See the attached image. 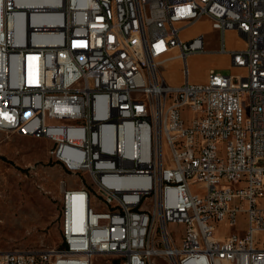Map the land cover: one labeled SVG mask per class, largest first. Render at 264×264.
<instances>
[{
  "label": "built area",
  "instance_id": "obj_1",
  "mask_svg": "<svg viewBox=\"0 0 264 264\" xmlns=\"http://www.w3.org/2000/svg\"><path fill=\"white\" fill-rule=\"evenodd\" d=\"M203 17L235 70L192 82ZM0 130L62 169L60 242L0 264H264V0H0Z\"/></svg>",
  "mask_w": 264,
  "mask_h": 264
},
{
  "label": "rangeland",
  "instance_id": "obj_2",
  "mask_svg": "<svg viewBox=\"0 0 264 264\" xmlns=\"http://www.w3.org/2000/svg\"><path fill=\"white\" fill-rule=\"evenodd\" d=\"M198 33L205 36V52L191 53L186 57L188 79L201 82L210 67L221 73L233 69L226 53L215 51L219 33L211 27L209 19L203 17L194 25L181 32L189 39ZM225 45L237 42L234 35H224ZM182 60L166 61L161 69L169 83L182 81ZM51 141L45 136H28L16 132L5 133L0 130V250L45 247L60 242L61 192L58 180L61 177L60 165L51 160L48 148ZM170 153L163 148V159L167 161ZM180 224L170 223L168 229L175 235ZM235 231L234 227L216 228V234L225 235ZM155 264H168L158 258ZM93 264H106L98 257Z\"/></svg>",
  "mask_w": 264,
  "mask_h": 264
},
{
  "label": "crops",
  "instance_id": "obj_3",
  "mask_svg": "<svg viewBox=\"0 0 264 264\" xmlns=\"http://www.w3.org/2000/svg\"><path fill=\"white\" fill-rule=\"evenodd\" d=\"M225 33L228 34V35H232V36L236 35L239 38V40L237 42H230L229 45H228V47H227L228 49H237V48L242 47V45H243L242 39H241L240 36L237 35V33L235 31H233V30H227ZM198 34H200V33H198ZM228 59H229V57H228Z\"/></svg>",
  "mask_w": 264,
  "mask_h": 264
},
{
  "label": "bare ground",
  "instance_id": "obj_4",
  "mask_svg": "<svg viewBox=\"0 0 264 264\" xmlns=\"http://www.w3.org/2000/svg\"><path fill=\"white\" fill-rule=\"evenodd\" d=\"M48 1H50V0H26V2H29V4L33 5V6L43 5V4L47 3ZM0 202H1V200H0Z\"/></svg>",
  "mask_w": 264,
  "mask_h": 264
},
{
  "label": "water",
  "instance_id": "obj_5",
  "mask_svg": "<svg viewBox=\"0 0 264 264\" xmlns=\"http://www.w3.org/2000/svg\"><path fill=\"white\" fill-rule=\"evenodd\" d=\"M114 264H118L117 262H115Z\"/></svg>",
  "mask_w": 264,
  "mask_h": 264
}]
</instances>
